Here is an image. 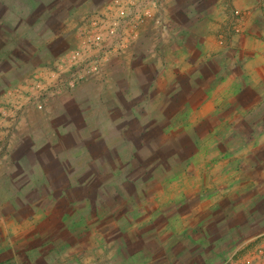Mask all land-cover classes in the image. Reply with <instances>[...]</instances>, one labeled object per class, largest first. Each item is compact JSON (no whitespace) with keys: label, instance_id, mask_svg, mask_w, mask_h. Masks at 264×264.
<instances>
[{"label":"rangeland","instance_id":"374dc122","mask_svg":"<svg viewBox=\"0 0 264 264\" xmlns=\"http://www.w3.org/2000/svg\"><path fill=\"white\" fill-rule=\"evenodd\" d=\"M234 4L0 0V264L197 259L158 232L226 214L240 167L264 156V126L249 122L264 116V42ZM213 6L230 17L210 19ZM263 251L264 237L214 264Z\"/></svg>","mask_w":264,"mask_h":264},{"label":"crops","instance_id":"0c3cea01","mask_svg":"<svg viewBox=\"0 0 264 264\" xmlns=\"http://www.w3.org/2000/svg\"><path fill=\"white\" fill-rule=\"evenodd\" d=\"M231 1H234V7H236L238 11L245 12L248 8H252L249 13L252 16H255L256 19L252 26H250V30L253 29L257 32L258 39L256 42L261 46V43L264 42V33L262 32L264 31V0H249V2L252 3L251 5L245 4V0ZM217 3V5H219L220 2ZM219 8L220 10L218 14L220 13L223 16H228V18L230 17L222 7L213 6L207 14L210 19L215 17ZM246 14L247 13H242L241 15ZM262 73V71L256 68V76L260 77L258 78V84L261 82L264 83V75H262ZM258 106V104H255V108H259ZM261 106L264 107V104L260 105V107ZM247 107L249 106H242L241 111L246 113L247 111H251L252 108L248 110ZM262 111L264 112V109ZM242 121H244L243 117ZM261 121H264L263 115H257L255 120L250 118L249 122L251 124L253 123V125L255 123V127L258 128L264 126L263 123L261 124ZM260 133L263 137V130L257 134L259 137ZM248 162L249 172L247 171V168L241 166L239 170V184L236 182L233 186L230 185V193L223 197V201L226 203V214L224 213L223 216L220 217L212 215L204 218L203 216L198 215L190 218L179 216L169 219L171 225H176V223L180 221L183 223H189L190 232L188 231L186 233L171 232L172 234H170V232L160 229L158 232V239H162L164 236H169V238L172 236V238H175L177 241L174 249L171 247L169 252L174 251L176 253V250L180 248L181 243H183L184 252L190 251V246L188 244L190 241L193 242L194 246V249H192L193 254L198 255L197 259L193 260L190 264H214L219 260L223 262L228 258L231 260L237 250L246 246L248 241L259 240L264 237V156L260 155V153H255L250 156ZM252 171L255 173L254 176ZM232 183L233 182L230 184ZM183 188L184 187H181V189ZM202 199L203 197L200 195V200ZM184 211L185 210H181L180 213L182 214ZM163 219L164 216H162L160 220ZM154 224L156 225L157 221ZM214 224L221 225L215 227L213 226ZM150 228L151 227L141 234L142 237L137 234V240L143 246H146V240L149 238V233L147 232L154 229ZM169 228L174 231L173 227ZM169 228L166 230H169ZM213 243L214 245L212 246ZM160 244V248H165L162 242H160ZM218 246L219 249L223 251L215 255L218 256L217 260L214 254L216 252L215 248ZM129 253L132 254L131 252ZM201 257H204V259ZM202 261H204V263H200ZM254 263L264 264V262L259 261V256L254 259Z\"/></svg>","mask_w":264,"mask_h":264},{"label":"trees","instance_id":"16d2710c","mask_svg":"<svg viewBox=\"0 0 264 264\" xmlns=\"http://www.w3.org/2000/svg\"><path fill=\"white\" fill-rule=\"evenodd\" d=\"M113 149H110L109 151H107V152H105L104 153V155H103V157H101L102 158V160H103V165H108V166H113V159L114 158H111V156L113 155V151H112ZM112 153V154H111ZM110 155V156H109ZM135 157V156H134ZM150 179H152V181L153 182H155V183H158L159 182V180L161 179V174L159 173L158 175H152L151 177H150ZM159 179V180H158ZM130 183L131 184H134V181H130ZM142 184V183H141ZM140 184V185H141ZM71 193H74L73 191H71ZM76 194H78L77 192H76Z\"/></svg>","mask_w":264,"mask_h":264},{"label":"built area","instance_id":"2783aa9c","mask_svg":"<svg viewBox=\"0 0 264 264\" xmlns=\"http://www.w3.org/2000/svg\"><path fill=\"white\" fill-rule=\"evenodd\" d=\"M77 56L74 55L72 59H75ZM259 261L260 262H264V251L262 252V254L259 256Z\"/></svg>","mask_w":264,"mask_h":264}]
</instances>
